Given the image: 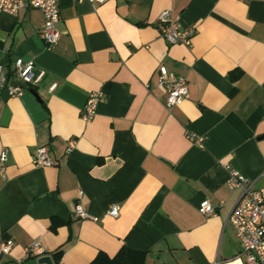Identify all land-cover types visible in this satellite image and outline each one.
I'll return each mask as SVG.
<instances>
[{"label": "crops", "instance_id": "0c3cea01", "mask_svg": "<svg viewBox=\"0 0 264 264\" xmlns=\"http://www.w3.org/2000/svg\"><path fill=\"white\" fill-rule=\"evenodd\" d=\"M59 11L52 47L39 10L0 14V64L32 60L45 73L19 96L0 90V247L13 243L0 264H57L59 250V264H90L123 246L145 264H245L227 183L234 170L264 186V0H59ZM164 11L196 29L190 46L161 36ZM161 66L188 81L189 99L170 111ZM39 147L54 166H35ZM205 200L216 215L200 213ZM76 205L98 221L76 218ZM34 241L46 255L27 253Z\"/></svg>", "mask_w": 264, "mask_h": 264}, {"label": "built area", "instance_id": "2783aa9c", "mask_svg": "<svg viewBox=\"0 0 264 264\" xmlns=\"http://www.w3.org/2000/svg\"><path fill=\"white\" fill-rule=\"evenodd\" d=\"M82 2L84 0H77ZM92 3H104L107 0H89ZM39 10L43 15V24L39 30L40 37L45 41L48 47L54 46L59 39L57 24L60 21L59 0H0V14H9L18 16L26 9ZM159 30L161 36L170 45L184 44L191 45L192 39L196 34L194 27L182 28L179 23L172 19L170 11H164L159 16ZM158 80L165 93L164 105L167 110L181 106L189 99L188 81L182 76L175 75L161 66L158 69ZM45 73L36 68L34 61H24L17 58L14 68L7 72L0 64V90L6 89L12 97L19 96L23 92L20 86L11 85L12 81L21 82L28 88L38 85ZM55 85L51 87L54 89ZM104 97L103 91L92 92L89 95L87 104L82 111V117L85 121H91L95 114L98 104ZM189 137L201 144L203 139H197L193 134ZM74 141L69 143L67 153L74 148ZM9 153L7 149L0 151V178L7 179V162ZM36 167L45 168L55 165V161L50 158L46 147H39L33 156ZM228 187L237 193L236 202L231 209L228 221L233 225L238 243L241 247V255H244L245 264H264V186L255 188V182L238 173L230 170V179ZM222 206V204L220 205ZM200 213L206 216L217 214L215 208L208 200L203 201L199 206ZM112 217H118L120 208L118 205H112L106 213ZM74 216L78 219H91L98 221V218L89 215L83 207L76 205ZM13 246L12 242L3 243L0 251L3 254H9ZM30 256L41 257L46 255L45 249L39 242L34 241L27 249Z\"/></svg>", "mask_w": 264, "mask_h": 264}, {"label": "trees", "instance_id": "16d2710c", "mask_svg": "<svg viewBox=\"0 0 264 264\" xmlns=\"http://www.w3.org/2000/svg\"><path fill=\"white\" fill-rule=\"evenodd\" d=\"M242 75V72L232 73L230 75L232 81H236ZM56 263L59 264L63 256V250H59L53 254ZM146 253L142 251L132 250L123 246L114 257H109L105 253L100 252L90 264H145Z\"/></svg>", "mask_w": 264, "mask_h": 264}, {"label": "water", "instance_id": "95a60500", "mask_svg": "<svg viewBox=\"0 0 264 264\" xmlns=\"http://www.w3.org/2000/svg\"><path fill=\"white\" fill-rule=\"evenodd\" d=\"M11 85H13V86H20V87H22V88H26V89L28 88V87H27L26 85H24L23 83H21V82H17V81H12V82H11ZM34 93H35V92H34ZM41 261L44 262V263H46V264H53L50 256H44V257H42V258H41Z\"/></svg>", "mask_w": 264, "mask_h": 264}]
</instances>
